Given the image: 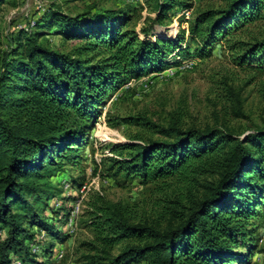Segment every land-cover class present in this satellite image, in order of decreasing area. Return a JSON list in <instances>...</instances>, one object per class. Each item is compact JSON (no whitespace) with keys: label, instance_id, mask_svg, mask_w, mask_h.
<instances>
[{"label":"trees","instance_id":"16d2710c","mask_svg":"<svg viewBox=\"0 0 264 264\" xmlns=\"http://www.w3.org/2000/svg\"><path fill=\"white\" fill-rule=\"evenodd\" d=\"M193 1L146 0L154 17L139 32L127 28L136 4L73 16L53 5L33 25L12 31L0 56V264H47L53 243L42 248L40 233L68 239L57 222L69 214L47 204L59 191L52 179L79 164L101 108L132 79L161 73L180 58H209L220 44L235 67L264 75V0H206L187 30L179 24L167 35L170 13L193 9ZM50 36L61 44L51 46ZM223 85L231 114L246 117L241 89ZM179 119L108 115L111 128L140 125L159 135L111 146L114 157L103 160L108 177L171 194L154 220H136L101 197L89 200L101 246L87 264H249L256 253L250 220L264 206V123L237 132L224 123L183 127ZM63 180L72 190L83 182Z\"/></svg>","mask_w":264,"mask_h":264},{"label":"rangeland","instance_id":"374dc122","mask_svg":"<svg viewBox=\"0 0 264 264\" xmlns=\"http://www.w3.org/2000/svg\"><path fill=\"white\" fill-rule=\"evenodd\" d=\"M211 1L215 4L221 2ZM193 2V9L174 10L170 13L171 22L164 28L167 35L177 34L179 24L182 29L187 30L188 22L194 16V9L198 4L207 3L206 0ZM127 4L137 5L127 28L139 32L148 26L154 17L146 0H8L0 5V56L3 51L9 49L8 38L12 31L33 25L34 20L50 6H58L63 13L73 16L89 9L103 11L123 8ZM185 11L189 13L186 14ZM48 39L53 47L61 44V39L57 36H50ZM194 48V45L190 46L191 50ZM180 59V63L161 73L132 79L114 93L101 108V116L88 136L87 145L80 152L79 164L75 167L65 166L63 171L52 179V184L59 191L47 204L53 208L62 207L61 214H69L67 217L61 215L62 219L57 222L58 228L66 232L68 239L54 241L44 232L40 233L38 243H41L42 248L49 242L53 243V253L46 257L47 264H87L88 256L98 254L101 245L95 238L91 224L93 217L88 214L89 200L95 201L97 197H101L126 208L131 215H135L136 220H154L165 197L171 194V190H162L159 185L153 183L141 184L137 179H126L123 175L108 177L109 164H103V160L114 157L110 152L111 146L134 142V138L138 137L141 140L159 138L151 129L140 125L122 123L116 128H111L106 123L108 115L112 120L144 115L161 123L175 113L183 127L204 128L207 125L224 123L237 132L263 125L264 75H255L235 67L222 44L213 48L209 58ZM169 60L172 61L173 57L170 56ZM188 60L191 61L190 67L182 68V63ZM251 76L256 78L250 85L245 86ZM224 82L237 90L241 89L246 117L237 118L231 114L229 102L223 98ZM68 176L80 180L83 178L82 185L86 184V188L81 194V187L72 190L70 184L63 180ZM78 203L79 210L76 212L75 206ZM38 208L42 211L41 206ZM259 210V215L250 220L257 251L252 255L249 264H264V206ZM124 243L113 247L110 254L117 255ZM59 252H62L61 258L58 257Z\"/></svg>","mask_w":264,"mask_h":264},{"label":"built area","instance_id":"2783aa9c","mask_svg":"<svg viewBox=\"0 0 264 264\" xmlns=\"http://www.w3.org/2000/svg\"><path fill=\"white\" fill-rule=\"evenodd\" d=\"M119 1H123V0H119ZM185 12H186V14L189 13V11H185ZM190 62H191V61H189V60L186 61V62H183L182 65H181V67H182V68H188V67H190V65H191ZM85 188H86V184H83V185L81 186L80 190H79V193L81 194V193L84 191ZM79 205H80V204L78 203V204H76V206H75L76 212H78V210H79ZM58 257H60V258L62 257V252H59V253H58Z\"/></svg>","mask_w":264,"mask_h":264}]
</instances>
